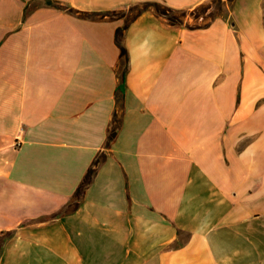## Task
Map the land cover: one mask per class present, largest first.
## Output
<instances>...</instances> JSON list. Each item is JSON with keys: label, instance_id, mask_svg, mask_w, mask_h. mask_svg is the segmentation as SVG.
<instances>
[{"label": "crops", "instance_id": "crops-1", "mask_svg": "<svg viewBox=\"0 0 264 264\" xmlns=\"http://www.w3.org/2000/svg\"><path fill=\"white\" fill-rule=\"evenodd\" d=\"M263 4L0 0V264H264Z\"/></svg>", "mask_w": 264, "mask_h": 264}, {"label": "trees", "instance_id": "trees-1", "mask_svg": "<svg viewBox=\"0 0 264 264\" xmlns=\"http://www.w3.org/2000/svg\"><path fill=\"white\" fill-rule=\"evenodd\" d=\"M149 10H154L158 17L166 18L168 22L172 25H181L182 20L180 19V16L186 14L185 12H178L158 3L137 4L130 6L127 11L125 10L112 11L101 14L102 18H108L109 20L125 19V25L121 28H118L116 31V43L120 49V63H122V67H120L121 71L118 73V77L120 80L118 92H120L122 87L125 86L126 76L129 70L128 50L124 44L125 33L130 27V25L133 22H135V20H137L142 14H144ZM68 11H70L73 14H77L86 18H95L97 16L96 13H81L73 9H69ZM118 101H119V97H118ZM117 131H118V123H117V114H116L110 126L107 144H109V142H111L115 138ZM101 162H102L101 156L97 157L96 160L93 162L92 166L88 170L84 180L82 181L80 187L76 192V198L78 199L81 198L84 190L92 182ZM77 206L78 204H75L73 209L77 208Z\"/></svg>", "mask_w": 264, "mask_h": 264}]
</instances>
